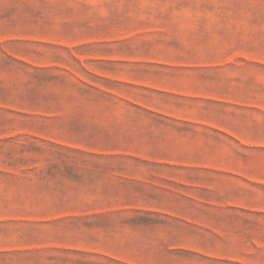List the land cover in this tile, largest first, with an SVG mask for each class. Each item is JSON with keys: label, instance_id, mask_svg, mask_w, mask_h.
<instances>
[{"label": "crops", "instance_id": "0c3cea01", "mask_svg": "<svg viewBox=\"0 0 264 264\" xmlns=\"http://www.w3.org/2000/svg\"><path fill=\"white\" fill-rule=\"evenodd\" d=\"M190 2L196 7L174 12L178 26L173 32L163 27L136 30L173 33L154 41L167 45L169 59L134 62L174 73L158 74L157 81L138 78L132 70L118 73L100 65L129 60L77 56L78 70L69 68L80 90L77 96L94 104L69 110L87 114L72 128L75 139L48 140L83 148L108 146L76 153L72 159L83 166L77 163L68 172L76 177L85 169L102 176L111 194L117 185L126 203L111 209L137 215H0V264H71L65 262L80 254L104 255L124 264H168L137 263L112 248L54 241L134 234L172 241L164 248L169 251L211 258L232 256L213 252L210 242L244 239L245 256L257 255L254 264H264V0ZM29 9L4 12L0 24L27 19ZM43 17V12L36 13L37 25L48 27ZM86 43L91 42L78 45ZM198 241L206 242L204 248ZM142 249L146 254L152 250Z\"/></svg>", "mask_w": 264, "mask_h": 264}, {"label": "rangeland", "instance_id": "374dc122", "mask_svg": "<svg viewBox=\"0 0 264 264\" xmlns=\"http://www.w3.org/2000/svg\"><path fill=\"white\" fill-rule=\"evenodd\" d=\"M15 7L22 11L28 7L32 11L27 13V19L6 27L0 18V137L14 136L0 140V215H137L133 211L111 209L112 205L126 203L118 193L119 187L114 185L111 194L106 179L98 174L92 176L85 169L80 176H72L68 172L74 170L72 165L83 166L82 162L72 159L76 153L58 148L47 140L75 139L72 128L78 120L85 121L83 115L87 114L69 110L94 104L88 97H78L77 81L69 72V68L78 70L77 56L126 59L127 63L100 65L115 68L118 73L132 70L134 76H141L138 78L157 81L158 74H170L174 70L134 61L137 58L166 60L167 56H172L166 44L154 41L173 34L178 26L174 24L175 11L196 6L190 0H7L0 1V15ZM38 12L44 13L48 27L37 25ZM162 27L172 32L136 33V30ZM80 41L91 43L78 45ZM146 70L147 75L143 73ZM127 90L141 93L136 89ZM54 241L85 244L89 248L96 246L102 251L113 249L117 255L127 256L137 263H257V255L245 256L244 239L210 242L213 252L218 249L232 256L227 258H211L201 252L185 250L169 251L164 248L174 242L143 234L117 239L86 236ZM114 242L119 244L115 246ZM196 244L202 249L206 242ZM143 247L152 250L146 254ZM156 249L159 254L153 255ZM65 263L111 262L95 255L80 254Z\"/></svg>", "mask_w": 264, "mask_h": 264}, {"label": "trees", "instance_id": "16d2710c", "mask_svg": "<svg viewBox=\"0 0 264 264\" xmlns=\"http://www.w3.org/2000/svg\"><path fill=\"white\" fill-rule=\"evenodd\" d=\"M47 142L51 143L54 146H57L58 148L69 149L70 151H74L75 153H95L96 151H98V148H99L96 145H90V146H86L85 148H83V147H76V146H70V145H65V144H61V143L51 142L48 140H47ZM91 146H95V147H91ZM102 258L106 259L107 261H109L111 263H117V264L126 263V262L119 261L117 259L107 257L104 255H102ZM101 264H104V263H101Z\"/></svg>", "mask_w": 264, "mask_h": 264}]
</instances>
